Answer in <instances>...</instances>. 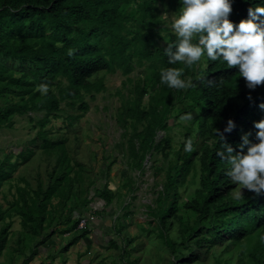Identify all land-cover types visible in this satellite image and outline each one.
<instances>
[{"label": "trees", "instance_id": "1", "mask_svg": "<svg viewBox=\"0 0 264 264\" xmlns=\"http://www.w3.org/2000/svg\"><path fill=\"white\" fill-rule=\"evenodd\" d=\"M162 1V0H159ZM158 0H0V57L18 62L25 67L20 76H15L0 59V90L16 91L21 101L11 102L0 108V125L9 122L14 113L42 110L44 116L37 120V136L46 150L56 145L42 130L48 115L59 111L61 99H67L68 105L78 101L77 108L85 111L88 105L83 95L106 89L99 71L115 72L119 70L127 81L135 67H143V75L126 86L127 93L122 94L119 118L123 125L131 124L133 133L139 138V144L159 151L170 147V138L165 137L153 144L158 129L168 128L167 120L172 103L165 97H173L181 103L176 107V117L191 112V123L195 125L194 134L186 126V139L175 152L174 162L167 167V182L163 189L166 206L159 209L160 223L167 217H175L179 224L182 216L177 211V183L180 185L185 175L198 158L199 188L183 207L194 213L192 225L182 224L181 229L188 231L187 238L197 236V242L212 243L224 239L238 243L246 239L253 242L247 248L251 264H264V196L244 191L237 199L234 194L235 184L226 175L228 164L217 156L222 142L216 134L221 131L231 117L235 128L225 133V139L235 148L242 133H250V140H255L256 129L253 121L264 118V109L259 107L264 101V84L255 89L245 85L235 66L228 67L221 61H207L191 66L178 62L171 65L164 53L167 43L175 40L174 33L163 26L164 18L159 14ZM264 3V0H232L229 19L238 22L247 17L250 6ZM169 9L177 10L179 0H168ZM162 39L163 43L158 44ZM184 67L183 78L191 79L192 85L185 89L169 88L160 80L161 69L165 67ZM56 81L57 93L50 89ZM64 81V83L62 82ZM39 86L38 89L36 87ZM42 86L46 91L40 93ZM251 93V98H249ZM147 95V105L142 100ZM176 97V98H175ZM182 100H185L184 103ZM76 118V117H75ZM137 124L142 129L137 131ZM191 140L192 151L185 150V142ZM202 139L197 147L196 141ZM60 170L53 177L51 184L39 191L43 198L35 205L28 203L20 190L22 204L16 210L22 224L34 233H39L44 221L47 202L55 193L58 185V197L64 196L63 188L69 180V157L64 146L58 142ZM166 155V153H165ZM139 166L141 160H137ZM178 176L172 180L173 171ZM6 172L0 168V184ZM172 191V194L169 192ZM103 201L101 207H93L92 201L83 203L76 219L68 231L73 228L77 233L72 237L76 242L88 233L92 238L94 228L91 223L79 228L80 215L92 210L94 227H101L100 222L109 213L111 192L103 188L99 195ZM4 210L0 209V220ZM107 219V218H106ZM218 220V221H216ZM10 222L0 227V253L7 238ZM101 229V228H99ZM37 249V248H35ZM186 262H194L199 255L190 248ZM218 264V262H217Z\"/></svg>", "mask_w": 264, "mask_h": 264}, {"label": "rangeland", "instance_id": "2", "mask_svg": "<svg viewBox=\"0 0 264 264\" xmlns=\"http://www.w3.org/2000/svg\"><path fill=\"white\" fill-rule=\"evenodd\" d=\"M157 6L163 18L165 14L171 17L174 12L169 9L168 0H158ZM163 26L172 31L168 20L164 19ZM162 43L159 39L158 44ZM202 59L195 64L201 65ZM2 60L16 77L23 73L25 67L18 62ZM143 68H134L129 74L131 81L119 70L99 71L96 76L103 80L106 89L83 95L88 105L85 111L77 108L78 101L68 105L67 99H61L59 111L48 115L42 129L56 143L49 150L43 148L37 136V120L44 116V111L14 112L9 122L0 125V168L6 172L0 184V209L4 210L0 227L6 222L11 224L0 253V264H251L247 248L252 240L199 243L195 241L197 236L187 238L188 231L181 229L182 224L192 225L195 218L183 203L199 188L197 156L183 182L177 183L176 214L182 216L183 223L180 225L172 216L163 225L160 223L159 209L168 203L163 199L167 167L174 162L175 152L186 139V126L191 127L193 135L195 125L191 120L183 121L175 116V109L181 103L176 97H165L172 103L168 128L157 130L153 144L169 137L170 147L156 151L152 146L139 144L131 124L124 126L118 112L122 94L128 91L126 86L143 75ZM51 83L50 89L57 93L56 81ZM43 92L41 88L40 93ZM20 97L16 91L0 90V108L21 101ZM147 99L145 95L142 106L147 105ZM136 129L140 131L142 125L137 124ZM201 140L196 141L195 147ZM58 142L69 157V169L66 167L69 180L60 187L64 190L61 198L56 186L47 202L42 228L34 233L22 224L16 211L23 200L20 190L29 204L36 205L43 198V193L39 191L37 196L35 190L39 186L46 189L53 177L65 169L59 168ZM137 160H141L140 166ZM172 173L175 180L178 171ZM103 188L112 195L106 228L96 238L88 233L72 242L77 230L66 228L74 222L85 200L92 201L93 207L103 205L102 200L95 198ZM239 190L235 185L234 194ZM190 248L199 255L191 263L183 260L189 256Z\"/></svg>", "mask_w": 264, "mask_h": 264}, {"label": "clouds", "instance_id": "3", "mask_svg": "<svg viewBox=\"0 0 264 264\" xmlns=\"http://www.w3.org/2000/svg\"><path fill=\"white\" fill-rule=\"evenodd\" d=\"M231 11L232 0H179L171 17L164 16L176 37L167 43L164 53L171 65L191 66L206 57L207 61L235 66L246 87L255 89L264 84V3L248 7L247 17L238 22L229 19ZM183 72V66L162 68L160 80L169 88H188L192 81L183 78ZM42 90L46 91V86ZM248 95L251 98V93ZM259 107L264 109V101ZM192 118L191 112L180 116L183 121ZM253 126L255 140H250V133H242L235 148L224 135L235 128L234 120L229 117L222 131L216 128L222 142L216 154L227 162L230 181L239 186L237 199L244 191L264 196V118L253 121ZM184 147L192 151V141L187 140Z\"/></svg>", "mask_w": 264, "mask_h": 264}, {"label": "built area", "instance_id": "4", "mask_svg": "<svg viewBox=\"0 0 264 264\" xmlns=\"http://www.w3.org/2000/svg\"><path fill=\"white\" fill-rule=\"evenodd\" d=\"M94 218V213L92 210L87 211L80 215L78 227H84L86 224H90Z\"/></svg>", "mask_w": 264, "mask_h": 264}, {"label": "crops", "instance_id": "5", "mask_svg": "<svg viewBox=\"0 0 264 264\" xmlns=\"http://www.w3.org/2000/svg\"><path fill=\"white\" fill-rule=\"evenodd\" d=\"M105 218L106 217H103L104 220L102 222H100L101 227H94V225H93L94 222L93 223L91 222V225L94 228L92 235L98 236L100 234V232L104 231V229L106 228L105 226L107 225ZM94 224L96 225L97 223H94ZM99 228H101V229H99Z\"/></svg>", "mask_w": 264, "mask_h": 264}]
</instances>
